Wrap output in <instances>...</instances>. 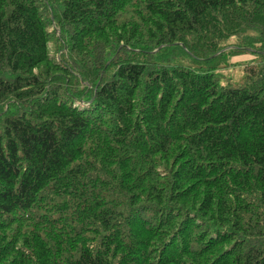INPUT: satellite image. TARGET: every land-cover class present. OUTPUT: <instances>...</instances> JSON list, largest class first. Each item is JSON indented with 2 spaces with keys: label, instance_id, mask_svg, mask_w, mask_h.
I'll return each instance as SVG.
<instances>
[{
  "label": "trees",
  "instance_id": "trees-1",
  "mask_svg": "<svg viewBox=\"0 0 264 264\" xmlns=\"http://www.w3.org/2000/svg\"><path fill=\"white\" fill-rule=\"evenodd\" d=\"M0 264H264V0H0Z\"/></svg>",
  "mask_w": 264,
  "mask_h": 264
},
{
  "label": "rangeland",
  "instance_id": "rangeland-1",
  "mask_svg": "<svg viewBox=\"0 0 264 264\" xmlns=\"http://www.w3.org/2000/svg\"><path fill=\"white\" fill-rule=\"evenodd\" d=\"M256 60H258L257 57L250 53L240 54L233 58L231 61L232 64H229L227 68L220 69L217 72V77L222 83H228L231 81L234 85H238L243 76V68L253 64Z\"/></svg>",
  "mask_w": 264,
  "mask_h": 264
}]
</instances>
